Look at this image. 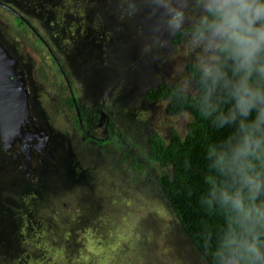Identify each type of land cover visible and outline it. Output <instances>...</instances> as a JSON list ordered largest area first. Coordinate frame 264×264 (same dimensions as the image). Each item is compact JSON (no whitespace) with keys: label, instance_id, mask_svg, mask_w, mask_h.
I'll return each instance as SVG.
<instances>
[{"label":"flooded vegetation","instance_id":"flooded-vegetation-1","mask_svg":"<svg viewBox=\"0 0 264 264\" xmlns=\"http://www.w3.org/2000/svg\"><path fill=\"white\" fill-rule=\"evenodd\" d=\"M79 1L84 2V6L88 2L81 17L76 15L80 14L79 10L73 7L78 6ZM158 1L145 0L137 4L136 13H130L125 8L126 15L119 20L118 16L111 13L124 5L122 2L120 6L109 9L110 0H103L100 9L97 8L100 5L98 0H70L69 4L61 0H0L10 7L0 4V11L3 10L0 12V43L7 49V57L14 59V62H1L5 68L11 67L7 72L16 74L4 81L10 85H22L29 96L30 110L27 119L24 116L9 117L21 124L16 135L9 138L0 131V227L10 223L13 227L18 225L16 229L21 242V245L15 246L9 240L5 250L0 242V264H47L38 260L36 255L43 248L49 249L52 239L47 240V237L53 226L42 215H31V200L46 194L52 196L66 179L69 170L76 176L81 171L89 176L95 167L106 169L114 174L112 187L128 203L139 205L143 197L142 184L151 189L153 197L163 199L158 178L162 171L169 169L152 157L150 138L156 133L168 141L173 130L170 127L165 131L159 130L154 121L157 113L150 108L161 102L169 103L167 99H152L149 95L151 90L164 83L155 82V65L163 54L175 50L187 34L192 37V33L185 30L188 25L183 24L193 20L196 24L202 12L199 0H161L160 6ZM30 11L37 13L38 18L51 27V33L47 32L49 37L56 42L57 49L66 54L67 57H63L72 65L71 69L70 65L69 69L67 67V72L48 41L30 21L27 15ZM18 14L27 22L18 18ZM8 17L11 19L8 20ZM108 17L114 22L119 20L118 26H113L111 30L99 28L96 21ZM18 27L25 31L29 28L33 38L45 48L36 42L38 52L30 49L25 39L19 36ZM72 51L77 53L76 59ZM92 51L96 54V60L89 59L93 55ZM43 55L48 56L51 63L53 70L50 72L46 62L37 65L36 58L42 60ZM78 59L84 61L76 66L74 60ZM107 62L108 66L104 65ZM55 67L58 72H55ZM51 75L55 78L52 85ZM71 79L77 86L73 85ZM76 79L85 81L87 88H81ZM165 84H175L184 90L177 82ZM0 92V100L17 95L15 100H7L0 106L2 122V118L7 116L5 108L24 107V91L14 94L0 89ZM181 113L191 117L188 112ZM19 115H22L21 112ZM165 115H173L168 104ZM131 118L140 124L141 138L131 129L128 123ZM121 119H124L125 125ZM184 123H178V126ZM189 123L186 122V134ZM3 194H8V197ZM13 204L20 205L24 211L17 212ZM76 211L71 215L74 229L66 232L65 237L68 239L72 233L74 238L83 234L84 239L80 242L82 251L84 249L86 253L82 254L84 257L80 258L79 264H88L92 256H88L87 252L93 246L96 247L98 230L94 228L89 215ZM17 214H20V220L9 218ZM63 241L62 238L52 240L51 254H62ZM25 253H29V256L34 254L35 257L29 258ZM51 254L50 264H68L66 260H52L56 255Z\"/></svg>","mask_w":264,"mask_h":264},{"label":"rangeland","instance_id":"rangeland-1","mask_svg":"<svg viewBox=\"0 0 264 264\" xmlns=\"http://www.w3.org/2000/svg\"><path fill=\"white\" fill-rule=\"evenodd\" d=\"M98 1L100 5L97 6V8L101 9L103 7V0ZM144 1L145 0H110L108 8L114 9L120 6V2H122L125 6L122 5L111 13L118 16L120 20L126 15V9L130 13H136L137 4H142ZM154 1L156 0H150V2ZM61 2L69 4L70 0H61ZM161 3V0H159L158 6H160ZM87 4L88 2L86 1L84 6V2L79 1L77 3L78 6L72 5L79 10L80 14L76 15L80 17L83 16L82 10L84 11L86 9ZM1 11L3 10L1 9ZM44 13H48L46 9ZM27 15L30 21L33 22L34 27L37 28L40 34L48 41L57 58L60 60L63 69L67 72V67L69 69L70 62L63 57V55L67 57L66 54L57 49L56 42L49 37L48 33H51V27L43 20H40L37 13L34 14L30 11ZM11 18L14 19L13 16ZM11 18L8 17V20ZM18 18L22 21H26L20 14H18ZM119 20L114 22L111 17H108L107 19H99L96 23L99 28L111 30L113 26H118ZM194 23L195 20L183 25H188L187 27H189ZM66 30L68 31L69 28ZM71 30L74 32L75 29L73 26ZM28 31H30L29 28L26 31L22 27L17 28L19 36L25 39L29 48H32L34 52H38L35 44L36 42L40 44V42L33 38L30 34L31 31ZM191 38L192 37L187 34L175 50L172 49L169 53L162 55L160 61L155 65L157 66L155 71V82H177L183 86L184 90L191 93L194 92L187 65L189 63L199 64L200 58L205 54L202 49L194 48L191 45ZM40 46L45 48L42 44H40ZM77 50L82 51V49ZM92 53L93 55H91L89 59L93 58L96 60V54L93 51ZM76 54L77 53L72 51V56L75 59ZM86 54L87 53H85V55ZM36 60L37 65L46 62L49 72L53 70L48 56L43 55L42 60H38L37 58ZM74 61V64L77 66V63L81 64L84 60L78 59ZM108 62L104 63V65L108 66ZM71 66L72 65H70V69ZM55 72H58L57 67H55ZM66 75L70 77L69 73H66ZM73 75H75V73ZM71 80L73 85L77 86L76 83L73 82V79ZM144 81H146V79H144ZM50 82L51 85L55 83V78L52 75ZM79 84L81 88H87L85 81L79 82ZM76 88L78 89V87ZM166 105L167 102H161L150 107L154 113H157L154 121L159 130L165 131L170 127L173 131L179 130V133L185 136L186 133H184V131L186 122H191L192 117H189L185 113L173 114L171 117L166 116ZM121 120L124 124V119ZM121 120L118 122L120 123ZM128 123L132 131L137 133V136L141 138L140 124H138L134 118L128 119ZM178 123L184 124L179 127ZM77 147L79 148L78 145ZM73 173L74 172L69 170L66 179L57 187L52 196L46 194L36 200H31V205L33 207L31 215H42L43 218L49 221L53 226L48 232L47 240L48 238L52 240H54V238H62L64 240L63 243H61L63 250L61 255H58L57 252L51 254L50 248L53 244L51 240L48 245L49 249L46 247V250H44L43 248L36 255L37 258H39L38 260H43L45 263L50 264L49 260H51V254L56 255L53 256L52 260L54 261L60 262L66 260L68 264H79L80 258L84 257L82 254L85 255L86 253V250L84 251L83 249L84 252L82 251L80 242V240L84 239L83 234L81 233L76 238L72 237L73 233L68 239L65 237L66 232H71L73 231L72 229H74V221H71V215L77 209L76 212H78V214L83 212L85 215H89L94 228L98 230V235H96L97 240H95L96 247L93 246L92 250L87 252L88 256H92L88 259V264H204L201 257L192 249L191 244L184 235L183 238L181 236L179 237L176 231V229H178L182 233L178 222L179 220L169 205H167V202L159 197H153L151 189L144 184L141 185V195H143V197L139 200L138 205L131 202L128 203L120 198L118 192L111 185L114 174L111 172L109 173L104 168H93L89 176L86 172L82 171L80 172L82 174L79 173L77 176L73 175ZM3 196L8 197V194H3ZM1 208L5 210L2 206ZM13 209L17 212L21 210L24 211L20 205L15 204H13ZM9 218H12L13 221L20 220V214L9 216ZM17 227L18 225L13 227L11 223L6 227H0L2 235L0 242L4 250L7 248L9 240L10 243L15 246L21 245L19 232L16 229ZM12 236L15 238L12 239ZM23 245L24 244H22V246ZM57 248H59V246H57ZM25 255L29 256V253H25ZM31 256L35 257L34 254H31L29 258H31ZM1 257L2 255L0 254V260Z\"/></svg>","mask_w":264,"mask_h":264},{"label":"clouds","instance_id":"clouds-1","mask_svg":"<svg viewBox=\"0 0 264 264\" xmlns=\"http://www.w3.org/2000/svg\"><path fill=\"white\" fill-rule=\"evenodd\" d=\"M199 6L191 45L205 54L199 63L207 88L205 115L217 112V127L235 129L215 163L221 171L231 166L239 186L214 195L238 227L230 224L217 255L220 264H264L257 230H264V202L257 203L264 172L251 159L264 153V0H199ZM218 89L230 102L227 111L212 102Z\"/></svg>","mask_w":264,"mask_h":264},{"label":"trees","instance_id":"trees-1","mask_svg":"<svg viewBox=\"0 0 264 264\" xmlns=\"http://www.w3.org/2000/svg\"><path fill=\"white\" fill-rule=\"evenodd\" d=\"M196 24L185 30L193 33ZM187 69L195 87L193 94L178 85L165 83L149 94L152 99L169 100L168 109L174 115L181 112L191 114L187 134L183 136L173 131L166 141L154 133L150 146L152 157L169 169L161 172L158 181L164 194L163 200L179 220L182 230L181 233L176 229L179 237L183 238L184 235L204 264H220L217 253L224 235L230 224L232 227L238 226L233 214L220 205L214 194L219 189H234L239 185L231 166L226 165L225 171H221L215 162L219 152L226 149L227 139L235 129L217 127L214 123L217 112L205 115L209 111L207 88L199 64L189 63ZM225 70L231 74L230 68ZM212 102L218 110L227 111L230 107L226 94L220 89L213 95ZM251 159L256 170L264 172V153ZM261 202H264V194L257 200V203ZM257 230L261 231L260 243L264 246V230L259 226Z\"/></svg>","mask_w":264,"mask_h":264},{"label":"water","instance_id":"water-1","mask_svg":"<svg viewBox=\"0 0 264 264\" xmlns=\"http://www.w3.org/2000/svg\"><path fill=\"white\" fill-rule=\"evenodd\" d=\"M0 4H2L4 7H9L7 4H4L2 2H0ZM13 12L17 13L15 10ZM1 55L5 58L1 57ZM7 55H8L7 49L5 48V46L2 43H0V89H4L5 91L10 92V93H14V94H18L21 90L24 91V97L22 98V101L24 103V107H20L18 109H16L15 107L8 108V109L5 108L6 112H4V113L7 116L5 118H2L3 120H1L2 122H0L1 133L4 136H7L10 138V137H13L14 135H16L17 132L20 131V129H21V124L13 122L12 120H10V118H16L17 116H24L27 119L29 116L30 110H29V103H28L29 102V96H28L27 91L23 90L22 85L21 84H20V86H19V84L10 85L9 83H6L4 81L5 78H11V77L16 76V74L14 72H11V71L7 72L6 71L7 69L9 70L11 68L10 66H8L7 68L2 66V62H1L2 60L14 62V59L11 57H7ZM0 95H2L1 92H0ZM16 97H17V95H14V96H10L6 99L0 100V106L7 103V100H10V101L15 100ZM20 112L22 115H19ZM0 115H2V112H0ZM3 141H5L4 137H3Z\"/></svg>","mask_w":264,"mask_h":264}]
</instances>
